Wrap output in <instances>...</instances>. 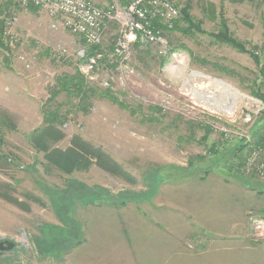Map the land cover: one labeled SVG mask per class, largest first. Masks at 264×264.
<instances>
[{
  "label": "rangeland",
  "instance_id": "obj_1",
  "mask_svg": "<svg viewBox=\"0 0 264 264\" xmlns=\"http://www.w3.org/2000/svg\"><path fill=\"white\" fill-rule=\"evenodd\" d=\"M175 1L182 15L166 44L137 41L126 57L116 55V23L90 46L43 8L0 3V241L15 243L0 264H64L69 254L83 264L76 250L88 238L115 246L120 232L134 254H165L161 264L181 255L186 264H264V148L245 146L264 133V0ZM77 71L119 103L98 98L84 112L66 93L49 101L57 78ZM220 83L242 94L232 111ZM49 107L67 114L54 147L80 136L118 171L48 162L31 136Z\"/></svg>",
  "mask_w": 264,
  "mask_h": 264
},
{
  "label": "built area",
  "instance_id": "obj_2",
  "mask_svg": "<svg viewBox=\"0 0 264 264\" xmlns=\"http://www.w3.org/2000/svg\"><path fill=\"white\" fill-rule=\"evenodd\" d=\"M0 3L43 8L90 46L100 44L110 24L116 23L122 36L115 50L121 57H126L129 47L137 41L164 46L167 32L155 22L170 29L182 14L175 0H109L108 5L93 0H0Z\"/></svg>",
  "mask_w": 264,
  "mask_h": 264
},
{
  "label": "trees",
  "instance_id": "obj_3",
  "mask_svg": "<svg viewBox=\"0 0 264 264\" xmlns=\"http://www.w3.org/2000/svg\"><path fill=\"white\" fill-rule=\"evenodd\" d=\"M235 3H243L246 1H254V0H230ZM190 4H187L185 9L183 10L184 18L190 25L192 23L191 15L189 14ZM38 7H29V9H34ZM182 15V14H181ZM181 18V17H180ZM179 18V19H180ZM178 19V20H179ZM175 22V24L178 22ZM173 28H167L163 26L160 22L156 21L155 25L164 29L166 32L172 31ZM223 40L227 41L229 38L227 36H223ZM264 57V55H263ZM262 60L258 59V62ZM66 93L67 101L69 103H73L74 99H77L78 104L73 105L76 109L82 110L84 112H88V109L92 105L91 100H95L98 98H106L112 100L116 103H119L118 99L112 94L110 90L98 91L94 87L90 86L89 81L86 76L81 72L77 71L74 75H65L59 76L57 78L56 86L51 90V98L49 101L55 100L60 94ZM261 98L264 96L262 94H258ZM98 96V97H97ZM59 107L53 108L49 107L44 110V125L35 130V132L31 136V142L33 145L39 149L40 151L46 152V159L48 162L52 163L54 166L60 168L63 171H72L76 169H87L92 164H96L104 170L114 172L118 171L119 166L113 160V158L106 153L102 148L89 143L88 141L82 140L80 136H76L72 141L71 145L67 148L54 147L53 143H57L64 138V132L59 128V125L63 124L64 119L67 114H61ZM63 120V121H62ZM254 145L256 147L264 148V133H261L258 138L253 140L252 142L246 141V150L249 146ZM212 155H216L218 153L217 146H211L208 151ZM199 159H201L199 157ZM192 162H189V168L192 166ZM162 171L165 169H175L180 173H186V168H179L177 165H167L161 167ZM175 173V172H173ZM98 187H95L97 190ZM104 192V191H103ZM106 193L110 194L109 191ZM105 192L104 194L107 195ZM3 197L7 199H11L16 203L20 204V202L7 194L3 193ZM103 193L93 194L91 193L92 199L90 203H94V201H102ZM68 198V197H66ZM113 198V197H112ZM72 199V198H71ZM62 221V220H61ZM83 240H79L77 244L82 243Z\"/></svg>",
  "mask_w": 264,
  "mask_h": 264
},
{
  "label": "crops",
  "instance_id": "obj_4",
  "mask_svg": "<svg viewBox=\"0 0 264 264\" xmlns=\"http://www.w3.org/2000/svg\"><path fill=\"white\" fill-rule=\"evenodd\" d=\"M108 3H109V0L107 1V3H104V4L99 3V4L108 5ZM161 236L164 237V235H161ZM118 237H119L117 241L118 243L115 244V246L108 244L107 239L102 238V236H99L98 239L88 238V243L86 245H89V246H87V248L82 251L76 250V253H79V254H76V259L78 260L81 259V262L83 264H161V262L165 258L164 256L165 254H162V255L158 253L155 254L154 250L155 252L156 251L158 252V249H153L151 247L150 249L152 252H149L148 254H141V253L134 254V251H136L133 248L135 240L132 238V236L125 237L124 233L120 232ZM155 238L158 239L159 241L161 240L160 238L156 236ZM111 239H114V237ZM159 246L160 248L163 249V252L166 249L170 248L168 245V248L164 249V247H166L165 240H162ZM209 256L210 257H208L207 259L210 258V262H212L213 255L210 254ZM71 257L73 258L71 259ZM74 257H75V254H69L67 256L66 263L64 264H76L75 262H73L75 261ZM186 258L187 257H184V255H181L177 257L173 261L172 264H186L185 263ZM202 261H203L202 258H199L198 260L194 259L193 262L194 264H203Z\"/></svg>",
  "mask_w": 264,
  "mask_h": 264
},
{
  "label": "bare ground",
  "instance_id": "obj_5",
  "mask_svg": "<svg viewBox=\"0 0 264 264\" xmlns=\"http://www.w3.org/2000/svg\"><path fill=\"white\" fill-rule=\"evenodd\" d=\"M220 84H221V86H222V88H223L224 91H228L229 94L232 95V98H233L232 101H233V103L231 104V106H229V107L227 106L228 107L227 108V111H232L233 104L235 102H238L242 98V94H240L237 90H235L234 88H232L229 85H226L224 83H220Z\"/></svg>",
  "mask_w": 264,
  "mask_h": 264
},
{
  "label": "water",
  "instance_id": "obj_6",
  "mask_svg": "<svg viewBox=\"0 0 264 264\" xmlns=\"http://www.w3.org/2000/svg\"><path fill=\"white\" fill-rule=\"evenodd\" d=\"M15 246V243L12 241H0V253L6 250L13 249Z\"/></svg>",
  "mask_w": 264,
  "mask_h": 264
}]
</instances>
